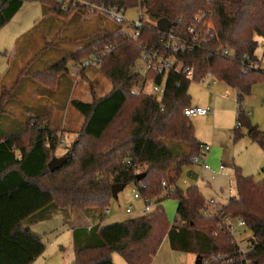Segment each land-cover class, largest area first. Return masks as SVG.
<instances>
[{"label":"trees","instance_id":"16d2710c","mask_svg":"<svg viewBox=\"0 0 264 264\" xmlns=\"http://www.w3.org/2000/svg\"><path fill=\"white\" fill-rule=\"evenodd\" d=\"M26 1L33 0H0V30ZM38 1L46 15L65 20L94 7L126 13L138 9L145 26L137 42L128 41L121 26L113 31L100 28L93 42L69 53L61 63L29 72L36 81H53L54 87H49L55 90L69 76L70 61L80 67L99 57L97 67L113 89L90 103L71 101L86 120L55 171L49 164L55 160L62 138L48 127L50 114L29 116L17 133L0 140V264L35 262L46 245L31 226L72 209L83 211L93 221L91 229L74 231L76 258L72 264H114L113 254L123 256L128 264H151L166 237L173 251L201 255L209 264L264 263V180L256 182L237 169V195L212 217L206 216L207 203L196 186L185 191L177 187L182 168L192 165L194 155L203 152L184 111L192 107V81L207 73L237 92L235 138L242 136L244 127L250 141L264 151V132L251 124L242 104L253 84L264 80V69H249V65L260 63L257 48L264 42V0H84L89 7L69 5L66 9L61 0ZM198 14L213 20L214 39L191 52L165 49L160 21L171 23L165 31L185 33ZM145 48L177 57L183 68L194 69V78L189 80L183 70L172 71L167 77L149 72L146 77L153 83L161 85L165 80L164 93L161 97L134 95L132 89L143 78L136 65ZM222 48L233 55H221ZM165 140L178 144L170 148ZM163 181L174 187L173 193L164 194ZM117 183H135L142 198L158 200L157 210L104 225L114 200L111 187ZM171 197L178 203L174 225L168 223L160 206ZM227 216L247 224L252 237L244 253L229 233L219 228L220 220Z\"/></svg>","mask_w":264,"mask_h":264},{"label":"rangeland","instance_id":"374dc122","mask_svg":"<svg viewBox=\"0 0 264 264\" xmlns=\"http://www.w3.org/2000/svg\"><path fill=\"white\" fill-rule=\"evenodd\" d=\"M43 11L45 10L38 1H26L19 13L0 30V140L19 131L29 117L27 116L28 109L36 113L50 114L46 119L48 127L52 131L56 130L62 138V144L53 156L62 158L68 153L70 145L77 139L78 132L86 120L73 107L69 97L73 100L91 102L109 94L113 85L102 74L99 66L94 65L93 68L83 69L84 67L76 66L73 61L67 65L69 76L64 81L62 80L64 83L59 82L60 84L55 90L51 89L54 87L53 81L46 80L47 83H43L39 80H31L29 72L49 69L53 65L61 63L69 53L81 50L83 45L93 42L95 34L100 28L113 31L119 25L104 14L95 12V9L86 14L76 12L66 20L58 17L53 18L51 15V20H43ZM138 15L139 10L132 9L128 10L126 18L127 20H136ZM37 20L38 23L35 22ZM206 24L214 27L213 20L209 18H206L204 25ZM17 43L19 50L30 48L29 59L27 62L23 61L19 54L13 68L6 75L8 61ZM263 45L264 42L261 41L257 48V54L260 57L264 56ZM136 69L141 73L143 82L146 69L142 67L140 61L137 62ZM24 72L28 74L26 75ZM68 82L71 85L70 91H67L65 85ZM215 82V84L210 83V85L204 86L192 81L189 88L191 106H199L204 109L210 107L212 112L208 116L193 117L191 120L198 141L203 147H210V151L206 154L208 165L212 170H218L220 166L225 169L222 174H215L211 170H202L196 165L184 166L177 183V187L183 191L190 187L198 188L206 203L211 204V207L206 204V216L217 215L222 207H217L216 204H227L231 197L237 195L235 186L237 169L242 175L254 177L256 182L264 180V151L261 146L250 141L247 129L244 127H241L242 136L239 139L235 138L239 109L237 92L224 81L216 80ZM162 84L166 85L165 80ZM64 85L65 89L62 87ZM152 87V81H147V91H151ZM38 91L45 93L46 97L42 100H35L32 96ZM55 98L66 108V111L55 110L56 108L61 109L58 103L56 108L54 107L52 100ZM242 104L245 112L249 115L251 124L258 126L264 132V80H257L253 84L250 94L246 96ZM164 142L170 148L178 144L174 141L165 140ZM179 144L187 146L184 143ZM136 191H138L136 184H129L119 193L118 200L110 202L111 214L107 216L104 225L117 223L120 220L119 217L128 220L138 216L137 212L125 215L126 207L133 203ZM160 206L168 223L174 225L178 210L176 199L174 197L166 198L160 202ZM227 220L235 224L239 219H233L230 216L221 219L220 229L226 231L224 222ZM91 222V218L83 211L72 209L60 211L50 219L33 224L32 231L40 235L46 245L43 255L36 264H72L76 258L72 231L78 227L84 228V225ZM244 230L240 246L243 252L246 251L249 239L252 237L247 232V226ZM167 241L168 239L163 244H168ZM112 256L113 261L117 259L123 264L126 263L123 256L118 254ZM180 256L190 257L189 254L183 253ZM197 256L191 257L189 264H196ZM116 264L119 263L116 262ZM178 264L188 263L180 262Z\"/></svg>","mask_w":264,"mask_h":264},{"label":"built area","instance_id":"2783aa9c","mask_svg":"<svg viewBox=\"0 0 264 264\" xmlns=\"http://www.w3.org/2000/svg\"><path fill=\"white\" fill-rule=\"evenodd\" d=\"M63 2V9H66L67 6L72 5H81L85 4L88 6V3L84 0H61ZM91 7V6H90ZM96 11L101 12L105 16H107L112 22L117 23L119 26L122 27L121 33L125 36V38L134 42H137L139 40L140 32L145 26V18L140 14L137 17L136 20H127L126 18V12L124 11H118L115 8L107 9L102 7H94ZM207 15L200 14L198 16H195L194 21L186 30L185 33H178V32H168V31H161L159 34L161 35V41L163 42V45L165 49L170 50L172 52H191L194 50L202 49L207 42L214 39V27L212 25H204L206 22ZM264 50V45L262 46ZM143 56L139 60L142 64V67L146 69V73L142 82V86L138 84V86H135L132 89V93L136 96H141L143 94L149 93L157 97H161V95L165 91V86L161 83V85L155 84L152 81L153 87L151 88V91H147L146 89V82L151 81L147 79V74L149 72H152L156 75L163 74L164 77H167V75L172 71H184L186 73V76L189 80L192 81L194 78V69L190 67H184L183 63L180 62L177 57L173 55H167L166 53L160 51H153V50H147L146 48L143 50ZM221 55H225L230 57L232 55V52L229 51L226 48L221 49ZM99 57H94L91 60L85 61L80 67L85 66H94L98 65ZM249 69L251 70H260L261 68L264 69V56L260 57V63H254L249 65ZM216 79L212 75V73H207V75L203 78H201L198 83L208 86L210 83H216ZM212 109L208 107L207 109H204L202 107H190L184 111V114L188 118L198 117V116H208L211 114ZM210 151V147L206 146L203 147V152L200 155H194V157L191 159L192 165H200L207 171H213L215 174H222L224 171V167L220 166L218 170H212V168L208 165L206 160V154ZM162 186L164 188V193L169 194L173 193L174 187L167 184L166 181L162 183ZM135 198L140 199L143 202V215L149 214L150 212H154L157 210V207L159 203L158 200H152V199H144L142 198L141 194L138 191L135 192ZM210 203H207L208 207L210 206ZM213 206V205H212ZM134 209L130 206L127 208V214H133ZM107 214H110V210L107 209ZM208 217H212L211 215H208ZM224 222V221H223ZM224 225L226 227L227 233H229L230 237L233 238V240L241 246V239H243V234L245 233L244 229L247 226L245 221L237 220L235 224L232 222H224ZM243 252V250H241ZM244 253V252H243ZM206 262V264H209L207 260H203V263ZM245 264H249L246 262Z\"/></svg>","mask_w":264,"mask_h":264},{"label":"crops","instance_id":"0c3cea01","mask_svg":"<svg viewBox=\"0 0 264 264\" xmlns=\"http://www.w3.org/2000/svg\"><path fill=\"white\" fill-rule=\"evenodd\" d=\"M34 1V0H33ZM36 1H38V0H36ZM39 2V1H38ZM40 3V2H39ZM41 4V3H40ZM23 6V5H22ZM21 9V8H20ZM19 9V10H20ZM19 13V12H18ZM17 13V14H18ZM16 14V15H17ZM15 15V16H16ZM50 16H48V15H46L45 14V11H43V17H42V19L44 20H47L48 18H49ZM36 23H38L39 21L37 20V21H35ZM36 23H34V24H36ZM34 27H35V25H34ZM23 36H25V35H23ZM30 50V48L29 49H25L24 48V50L22 49V50H19V47H18V43H17V45L15 46V48H14V50H13V52H12V55L10 56V59H9V61H8V69H7V71H6V75L7 74H9V72H10V70L13 68V64L17 61V59H18V55L20 54V57H22L23 58V61L25 60L26 62L28 61L27 59H29L28 58V56H29V54H28V51ZM10 60H11V62H10ZM10 62V63H9ZM44 70V69H43ZM38 70H36V71H33L32 73H35V72H37ZM41 71V70H40ZM30 79L31 80H34V79H32L31 77H30ZM35 81V80H34ZM66 85V87H67V91L69 90L70 91V89H71V85H70V82H68L67 84H65ZM65 85L64 86H62V87H64V89L66 88L65 87ZM33 95V94H32ZM71 96V95H70ZM32 97H34L35 98V100H42V99H44L45 97H46V95L44 94V93H42V92H37L36 94H34ZM73 99L71 98V97H69V101H72ZM52 103H53V105H54V107L56 108V106H57V103H58V100L55 98V99H53L52 100ZM90 103V102H89ZM58 105L61 107V109H58V108H56L55 110H57V111H66V108H64L63 107V105H61L60 103H58ZM63 107V108H62ZM54 110V111H55ZM27 113H28V115L27 116H37L39 113H36V112H33L32 110H29L28 109V111H27ZM31 113V114H30ZM206 160H207V157H206ZM207 163H208V160H207ZM192 166H194V165H192ZM196 166H198V167H200L202 170H205L202 166H200V165H196ZM207 171V170H206ZM135 195V194H134ZM202 196H203V194H202ZM204 200H205V198H204ZM222 205H225V204H216V206L218 207H222ZM132 207L133 209H134V211H133V213L134 212H137L138 213V216H142L144 213H143V202L140 200V199H136L135 198V196H134V201H133V203H131L129 206H127L126 207V213H125V215H131V214H127V208L128 207ZM110 214H111V211H110ZM109 214V215H110ZM124 216V215H123ZM119 221L117 222V223H119V222H121V221H125L122 217H119ZM116 224V223H115ZM92 225H93V221L91 222V223H88V225H84L85 227L84 228H89V229H91V227H92ZM79 228H82V227H78V228H76V229H79ZM76 229H73V235H72V240H73V236H74V231L76 230ZM166 239H167V237H166ZM73 242H74V240H73ZM167 243L168 244H163L162 246H161V248H160V250L157 252V254H156V256L154 257V260L152 261V263L151 264H178V263H180V262H183V263H190V258L191 257H194V256H196V255H193V254H189V256L190 257H182V256H180L182 253H178V252H175V251H173L172 250V248H171V245H170V242H169V239H168V241H167ZM74 245H75V242H74ZM183 254H185V253H183ZM43 255V254H42ZM40 259V257L39 258H37V260L35 261V262H33L32 264H36V262L38 261ZM116 262H118L119 264H123L120 260H117V259H114V264H116ZM125 262H126V260H125ZM125 264H128L127 262L125 263Z\"/></svg>","mask_w":264,"mask_h":264},{"label":"water","instance_id":"95a60500","mask_svg":"<svg viewBox=\"0 0 264 264\" xmlns=\"http://www.w3.org/2000/svg\"><path fill=\"white\" fill-rule=\"evenodd\" d=\"M160 28L162 31H165L171 27V23L167 20H162L159 23ZM64 159L63 158H55L49 165H50V170L55 171L58 167L61 166L63 163ZM127 187L126 184H113L111 187V193L113 194V199L118 200L119 198V193L122 192L125 188ZM203 263V257L201 255L197 256V261L196 264H202Z\"/></svg>","mask_w":264,"mask_h":264}]
</instances>
